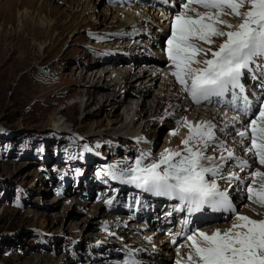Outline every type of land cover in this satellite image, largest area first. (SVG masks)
<instances>
[{"label":"rangeland","instance_id":"rangeland-1","mask_svg":"<svg viewBox=\"0 0 264 264\" xmlns=\"http://www.w3.org/2000/svg\"><path fill=\"white\" fill-rule=\"evenodd\" d=\"M55 1L50 0L49 7L56 10L55 16H48V11L37 17L34 9L20 5L21 2L18 9L21 12L29 10L36 20L43 17L58 23L52 36L56 43L40 56L30 42L26 47L28 59L21 55L15 63L0 64V264H103L94 258L98 252L89 249L98 245V240H102L101 244L109 241L108 246L114 241L106 239L100 225L108 215L103 212V200L88 201L95 197L83 189L80 181L94 180L95 175L113 165L120 167L124 176L130 177V169L135 167V161L141 159L142 154H147L143 157L142 167L159 161L158 156L172 132L167 124L146 120L151 128L148 132L150 146L143 149L137 140L117 134L120 121L128 118L125 113L131 112L127 119L130 122L139 107L145 108L142 107L143 98L134 102L128 98L125 108L116 112V115L123 113L122 118H108L110 111L101 109L99 103L86 106L88 98L83 97L84 83L72 80L79 81L78 76L83 70H96L102 74L115 68L119 70L117 64L98 56L103 51L127 50L122 45L125 38L120 37L125 28L119 27L121 22L109 13L113 9L102 1L90 0L89 7L86 0L79 7L77 0H66L64 5H61L62 0ZM4 2L6 0H0V6ZM147 12L148 15L152 13ZM73 15L83 20L79 26L76 23L80 20L73 19ZM222 19L233 25L239 23L234 16L225 15ZM69 26L73 27L63 34ZM164 30L168 31L169 25ZM166 39L158 37L157 48L165 45ZM220 42L216 40L217 44ZM13 52L11 48L10 54ZM139 56L150 61L143 62L142 69L145 64V68H156L157 64L152 62L156 57L148 50L140 52ZM161 58L165 60L163 55ZM125 64L132 63L126 60ZM4 72L6 78L1 77L6 74ZM163 74L166 75L165 71ZM163 77L154 87L149 103L160 93L168 98L175 93L171 85L167 86L168 90L162 87ZM55 81L56 89L51 88ZM106 83L113 86L114 81ZM58 92L63 94L58 95ZM194 114L190 111L185 119ZM58 121L65 123L66 128L58 129L55 126ZM96 152L107 156L112 164L100 163ZM70 177V182L65 180ZM233 221L214 223L205 228L229 225ZM188 253L186 250L176 257L185 258ZM101 255L106 260L113 258L108 253ZM169 256L161 254V264H172Z\"/></svg>","mask_w":264,"mask_h":264},{"label":"snow or ice","instance_id":"snow-or-ice-1","mask_svg":"<svg viewBox=\"0 0 264 264\" xmlns=\"http://www.w3.org/2000/svg\"><path fill=\"white\" fill-rule=\"evenodd\" d=\"M192 4L205 11H196L190 7ZM182 7L174 15L166 39V56L173 69L170 75L194 103L213 97L219 98V103L230 94L228 106L247 115L254 105L245 95L242 81L246 73H252L255 79L257 68L264 74V0H186ZM225 15L236 17L239 23H227L222 19ZM217 39L222 42L217 44ZM259 87L264 88V84ZM238 101H243L242 107H237ZM238 119L233 117L234 122ZM179 123L188 129L182 140L183 150L166 149L158 162L144 167L141 165L147 154H142L130 169L127 182L145 192L177 200L180 207L176 210H186L189 215L206 207L236 212L227 191L221 190L217 180L226 179L229 186L232 181H242L232 165L243 172L251 164L217 141L214 124H193L187 119ZM236 135L241 141H250L245 152L264 167V98L258 101L248 123L236 130ZM209 148L220 149L219 157L207 155ZM248 179L245 186L248 203L264 209V171H251ZM107 203L111 205L112 201ZM255 214L264 217V212ZM183 223L187 226L192 222ZM184 239L190 251L186 259L177 260L176 264H264V218L236 212L230 227L211 233L193 230Z\"/></svg>","mask_w":264,"mask_h":264},{"label":"bare ground","instance_id":"bare-ground-1","mask_svg":"<svg viewBox=\"0 0 264 264\" xmlns=\"http://www.w3.org/2000/svg\"><path fill=\"white\" fill-rule=\"evenodd\" d=\"M82 1L83 0H77L76 3L78 7L81 6L80 4ZM86 1H88L89 7L92 1ZM19 2H21L20 5H27L34 9V11H36L37 13V17L42 13H46L48 11L50 12L48 16H55L56 14L55 9H49V7L51 6L50 0H20ZM19 2H17V0H6V2H4V4L0 6V64L2 65H8V63L10 62L15 63L17 59H20L21 55H24L25 58L28 59L27 56L29 54L26 47L30 45V42L31 45L37 49L36 51L40 56H42L43 53L47 52V48H50V46L56 43V39L53 40L54 38L52 36L54 31L56 30L58 23L46 20L47 18L44 19L43 17L42 19L39 18L38 20H36V18L33 17L31 15V12L27 9L21 12V10L18 9V6H20L18 4ZM64 2H66V0H62L61 5H64ZM53 3H56V1L54 0ZM147 11V9L143 10L132 8L127 11L122 9L109 10V13L115 16L114 19H117L121 22V25L119 26L120 28H125V30L122 29L123 31L120 29L122 31L120 37L125 38L124 44L121 43L124 48H126L128 51H135L137 48H145L146 50L152 49L153 53H150L152 55H155L156 58L159 56L160 59L157 58V60H162V55L158 52L159 48H157V39L154 40L153 43H151V41L148 40V38L150 37L142 38L140 36L137 38V36L141 33H150V36L154 35L160 37L157 29H165L166 27H168V19H163V16H160L159 14H156L154 12L148 15ZM76 17L74 16L73 19H77L79 21L80 18L78 19ZM81 21L83 20H80L78 23H76V26H79L81 24ZM16 22H18V24H16ZM153 24H157V28H155ZM72 27L73 26H69V28L64 29L62 33L64 34L66 30L71 29ZM11 48L14 51L12 54H10ZM54 50H56V47L54 48ZM51 53L52 52H50V54ZM17 55L20 56L17 57ZM48 57L49 56H47L46 59H48ZM163 57L165 60H167L166 52ZM154 63L157 64L156 68L151 69L150 66L148 68H145L146 65H144V69H142L138 73H136V70L134 72L128 73L127 71H121L120 69L118 70L115 68L107 72V74H111L110 77H108L107 74L98 73V71L96 70H83L78 76L79 81L76 82L75 80H72V82L82 84L84 83L85 91L83 92V97L88 98L86 106L99 103L101 105V109L110 111L108 113V118H122L123 113L120 115H116V112L125 108L128 98L132 99L133 102L140 98H143L142 107L145 108L142 109L139 107V110L131 117L130 122H127V119L131 116V112L125 113L128 118L123 122L120 121L121 125L118 127L117 134L126 138L129 137L137 140L141 148L148 149L150 146L148 142V132L151 130V128L149 121L147 122L146 120H154L155 122H158L159 125H169L172 128L171 131H175L178 134L175 136L171 134L172 132L169 134V142L166 143V146L160 152L158 156V158H160V155L164 153L166 149H171L173 151L183 150L182 140L188 135V129H185L182 126L175 125V123L180 119H185L186 115H188L189 113L187 111H183L184 109L182 98H180L179 96L175 97V94L172 91L169 98L168 95L165 96V94L164 97H162V94L160 93L153 99L151 98L152 102H148V100H150V97H152L154 87L159 81H161L160 79L163 77V74H161L157 70V68L160 66V63L158 61ZM34 67H36V65ZM171 71H173V69H171ZM6 76L7 73L2 75L1 77L6 78ZM109 80L114 81L113 86H109L106 83L109 82ZM166 81H168V83ZM170 82L171 79H169L167 76L163 77L162 87H166V90H168L167 86L172 85L170 84ZM172 87L174 86L172 85ZM51 88L56 89V81L54 85L51 86ZM60 94L63 93L58 92V95ZM78 94H80V92ZM100 96H103L102 99H100ZM147 102L149 104H147ZM74 106H76V104H74L73 107ZM205 114L206 113L200 111L197 117L194 114L189 117L188 121L193 124H195V122L200 123L204 118H208ZM172 118H176L175 123L174 121L172 122L173 124L170 123ZM55 126L61 130L66 128V124L62 123L61 121L56 122ZM91 130H94V127H92ZM207 155L215 156V153L213 152V150H208ZM225 173L227 174L226 171ZM223 183L227 184L226 186H223L224 190L229 192L230 195H234L235 201L240 208V212H238L239 214L248 215L249 217L255 219L264 218L255 214L257 212H264L263 210L250 205L248 201L246 202V199H244L243 197V194L246 193L245 191H242L239 186L235 185L228 190V181H223ZM104 217L107 219H103L100 225L102 227H107V230L104 231V233H106V239L111 241V237L114 232L118 237V240L111 241V243L113 242V244H121L123 242H127L135 247L144 246L145 248H147V250L150 251L149 246L145 245V241L146 239H152L151 237H145L144 239L129 237L122 230L123 226L127 223L126 221H123L122 217H112L109 215L108 217ZM230 226L231 224L215 225L200 230L211 233L217 228L226 229ZM108 243L109 241L103 242V244L106 245ZM161 244L163 245V247H159V250H164V252L161 254H172V251H169V247L166 246L165 243L161 242ZM183 246L185 248L189 247L188 243L184 244ZM189 251L190 248L188 249V252ZM179 253L180 252H177L176 255H178ZM184 259L186 258L179 259L177 257L176 261H183ZM115 260L116 259H114V261Z\"/></svg>","mask_w":264,"mask_h":264}]
</instances>
